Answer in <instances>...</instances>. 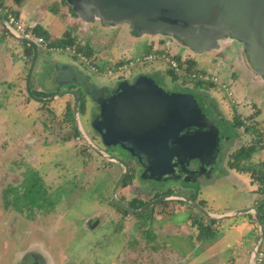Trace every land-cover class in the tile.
<instances>
[{
    "label": "rangeland",
    "instance_id": "obj_1",
    "mask_svg": "<svg viewBox=\"0 0 264 264\" xmlns=\"http://www.w3.org/2000/svg\"><path fill=\"white\" fill-rule=\"evenodd\" d=\"M0 2L4 3L0 6L3 10L15 11L27 25L39 21L47 30L50 44L66 32V37L76 38L80 49L91 52L85 42L103 51L102 59L137 57L150 46L160 47V51L183 60L190 56L195 67L188 74L195 70L218 74L219 79L231 87L233 96L228 97L218 85L184 79L179 73L180 77L174 79L168 72L169 64L162 60L131 66L128 77L109 78L92 71L91 65L69 51L39 49L30 84L33 94L58 62L61 65L74 63L88 72L94 83L104 86H116L117 80L126 77L133 80L140 74L152 73L167 90L197 96L220 127L225 143L218 164L207 166L210 175L191 182L182 178L159 181L142 177L137 170L128 185L121 184L117 188V196L125 200L121 199L123 203L135 195L146 200L154 191L161 193L171 189L192 198L205 210L219 214L243 209L264 193V187L257 189L258 184L249 170H237L226 163L236 144L233 118L238 116L237 112L246 114L244 119L250 123L253 112L261 110L258 119L264 130V82L255 78L248 68L238 40L223 49L198 53L178 46L169 35L137 34L126 23L74 22L75 18L67 14L69 10L60 0ZM0 36L3 41L4 35ZM6 37L8 56L19 60L16 50L23 45L11 34ZM6 63L4 57L0 62V264L247 263V249H253L260 234L257 221L251 230L244 225L251 214L221 219L214 225L201 210L180 199L165 200L137 214L119 210L117 207L122 206L114 198L113 188L122 173V165L103 158L94 149L89 150L84 141L79 144L78 137H64L73 125L79 128L75 111L68 121L70 124L64 120L63 107L71 97L37 101L34 97L37 95L27 90L30 69L23 67L18 72L14 68L7 69ZM214 100L220 102L226 119L217 112ZM96 111L95 100L87 97L85 107L79 111L80 123L97 147L105 151L106 146L93 126ZM255 116L250 124L240 119L244 122L243 128H247L237 132L241 138L239 145H248L254 137L250 127L256 121ZM261 138L264 142V135ZM262 148L252 153L242 166L250 167L264 160ZM106 152L112 154L111 150ZM203 221L210 223L214 232L201 228ZM236 223L239 226L236 227ZM226 243L230 247L226 248ZM228 250L233 251L234 257H227Z\"/></svg>",
    "mask_w": 264,
    "mask_h": 264
},
{
    "label": "water",
    "instance_id": "obj_2",
    "mask_svg": "<svg viewBox=\"0 0 264 264\" xmlns=\"http://www.w3.org/2000/svg\"><path fill=\"white\" fill-rule=\"evenodd\" d=\"M74 13L85 20L100 18L104 24L128 23L138 34L162 33L180 38L195 52L203 53L217 48L218 38L227 33L247 45V56L256 72L264 76V0H65ZM0 24L14 37L32 47L33 55L26 81L30 79L38 56L37 44L18 33L0 15ZM44 80L46 88L70 82H82L91 98L100 105V114L93 120L94 129L106 144H121L135 154L142 164V177L156 180L183 178L189 181V162L194 159L203 164L198 175H210L207 166L213 167L220 151V129L200 99L192 93L173 92L162 86L157 78L140 74L130 82L127 77L115 88L88 85L87 75L79 74L75 64L55 65ZM71 80H57L60 77ZM79 78L82 80H74ZM89 79V77H87ZM91 79V78H90ZM71 95L78 130L91 149L108 160L123 164V171L113 188L114 198L133 213L143 212L168 199L188 201L206 216L216 221L248 212L251 208L230 213H214L183 194L161 196L146 205L133 209L117 196V188L128 174V164L109 154L86 134L80 123V101L76 89L63 90L51 96H34L40 102ZM196 179V177L194 178ZM259 226V238L254 245L248 264H254V253L260 246L264 232V219L258 208H252ZM253 254V256H252Z\"/></svg>",
    "mask_w": 264,
    "mask_h": 264
},
{
    "label": "flooded vegetation",
    "instance_id": "obj_3",
    "mask_svg": "<svg viewBox=\"0 0 264 264\" xmlns=\"http://www.w3.org/2000/svg\"><path fill=\"white\" fill-rule=\"evenodd\" d=\"M60 1H62V3H64L65 4V8H67V10H69V11H67V14H69L70 16H72V18H75L74 19V22H77L76 20H79L80 22H83V23H85L86 24V21L87 22H92V23H96L97 21H102L100 18H95V19H93V20H85L83 17H80L78 14H76V13H74L73 12V10L68 6V4L65 2V0H60ZM66 12V11H65ZM73 22V23H74ZM122 24H124V23H122ZM127 25H129L128 23H126ZM104 25H107V24H104ZM111 25H113V24H111ZM131 27V26H130ZM138 34V33H137ZM172 39L174 40V42H175V44H177L178 46H181V47H183V48H188L189 50H191V51H193V52H195L193 49H190L189 47H187L185 44H184V42L180 39V38H178V37H172ZM171 39V40H172ZM235 40H237V39H235L232 35H230V34H227V33H225V34H223L222 36H220L219 38H218V45H217V48H224L226 45H228V44H230V43H234V41ZM238 42L240 43V48L242 49V51L245 53V59L247 60V63H248V68H250L251 69V71H252V73L255 75V78H257L258 80H262L263 82H264V76H262L261 74H259L258 72H256V70L254 69V67L251 65V63H250V61H249V58H248V56H247V45H246V43L245 42H243V41H239L238 40ZM217 48H215V49H217ZM58 63H60V65H61V62H58ZM72 64H74V63H72ZM62 66V65H61ZM76 66V65H75ZM55 67V64H54V66H53V68ZM76 68L78 69V71H79V74H85V75H87V77H89V79L86 77V80H88V85L90 84L91 86H93V85H96V86H99V87H103L104 85H99V84H96V83H94L91 79H90V75H89V73L88 72H86L85 70H82V69H80L79 67H77L76 66ZM92 71H94V72H96L95 70H93V69H91ZM52 72H53V70H52ZM51 72V73H52ZM51 73L49 74V75H47L48 77L51 75ZM96 73H98V72H96ZM98 74H100V73H98ZM130 74V73H129ZM136 78V77H135ZM72 79V77H67V76H64V77H60V79H57V80H71ZM129 79V78H128ZM74 80H82V79H79V78H75L74 77ZM118 82L120 81V80H117ZM134 81H136V80H130V82H134ZM93 84V85H92ZM41 86H42V88H43V90H44V92L43 93H49V95H54V94H57V93H59V92H61V91H63V90H67V89H76L77 91H78V96H79V101H80V99H82L83 101H85L86 100V98L87 97H92L90 94V92H92V91H89L87 88L88 87H85V86H83V84H82V82H70V83H68V84H64V85H53V86H51L50 88H46V86H45V83H44V80H42V84H41ZM110 87H112V88H115L116 86H110ZM42 92H40L41 94H43ZM46 96H48L47 94H46ZM65 96H69V97H71L72 98V96L71 95H64V96H62V97H65ZM62 97H60V98H62ZM215 101V100H214ZM214 101H212V103L213 104H215L216 105V109H217V112L219 113V115L222 117V118H225L226 119V117L224 116L225 115V113H223L222 112V109H221V105H220V102H214ZM96 102V101H95ZM96 105H97V111H96V114H95V116H94V118L97 116V115H99L100 114V105L96 102ZM65 109H66V104H65V106L63 107V110L65 111ZM260 112H261V110H258V112H257V114H254V113H256V111L255 112H253V114L254 115H257V116H255V119H256V121L257 120H259L258 119V116H259V114H260ZM236 115H238V116H234V118H233V126H234V132H236V135L233 137V142L234 143H236L234 146H233V148L231 149V151L229 152V154H228V158H226V163L227 162H229V165H231V162L233 161V154H234V152H236L240 147H242V146H255V148H256V150H259V149H263L262 148V146L264 145V142H262V138L261 137H258L257 136V134H256V132H254L253 131V129H251V133H252V136H254L252 139H251V142L248 144V145H246V144H244V143H241L240 145H239V138L240 137H238V134H237V132H238V130H240L241 128H243V125L244 124H237L236 122L237 121H235L236 120V118H239V119H244V117L246 116L247 117V115L246 114H244L243 112H241V111H239V112H237L236 113ZM252 115V114H251ZM243 117V118H242ZM251 118V117H250ZM252 118H253V116H252ZM252 118H251V120H252ZM229 120V119H228ZM250 120V119H249ZM251 120H250V123H251ZM260 121V120H259ZM255 122V120L253 121V123ZM248 124H250L249 122H247ZM252 123V124H253ZM246 126H244V128L242 129V131H245L246 130ZM219 129H220V127H219ZM98 133V132H97ZM222 132H221V129H220V143H219V148H220V151H219V153H218V156H217V158H216V160H215V165H216V163L218 162L217 160H218V157L221 155V153L223 152L222 151V149L221 148H223L222 146L224 145V143H225V140L224 141H222ZM98 136H99V139L104 143V146H106V149H105V152L106 151H109V150H111V152L110 153H112V154H115V155H113V156H115V157H118L119 159H121V160H123V161H125L127 164H128V166H129V170H128V174H127V176H126V178L130 175V174H132V179H131V181L134 179V177H135V174H136V172H137V170H138V172H139V174L141 175L142 173H143V171H144V168H143V166H142V164L140 163V161H139V159L137 158V156L135 155V154H132L129 150H127L126 148H124V147H122L121 146V144H106V142L104 141V138H103V136H101L99 133H98ZM77 137H79V136H77ZM81 137V136H80ZM82 138V137H81ZM80 138V139H81ZM228 138H231V137H228ZM241 139V138H240ZM83 141H84V139L82 138L81 139V142L79 143V144H82L83 143ZM84 144L85 145H87V146H89L85 141H84ZM262 145V146H261ZM112 146H114V147H117V149H113V148H109V147H112ZM90 147V146H89ZM122 149L120 152L118 151V149ZM89 150H91V148H88ZM104 151V150H103ZM254 153V152H253ZM103 158H106L105 156H103V155H101ZM247 159H243L242 160V163L244 162V161H246ZM120 163V162H119ZM241 163V164H242ZM245 163V162H244ZM121 165H122V168H123V164L122 163H120ZM218 164V163H217ZM263 164H264V160H262L261 162L259 161V162H256V163H253L252 165H250V168H252V169H255L256 170V173L257 174H260L261 173V171H262V169H264V166H263ZM202 166H203V164L200 162V160H198V159H194V160H191L190 162H189V168H190V170L192 171V172H190V174H189V178H190V180H189V182H191V181H195L194 180V178L196 177H200V176H202V175H198V172H199V170L202 168ZM263 166V168H261ZM230 167V166H229ZM249 168V167H248ZM215 169V168H214ZM122 171H123V169H122ZM211 171H213V170H211ZM252 175V174H251ZM261 175V174H260ZM125 178V179H126ZM124 179V180H125ZM168 179H171V178H168ZM168 179H166V180H168ZM183 179V178H182ZM184 180V179H183ZM159 181H161V180H159ZM122 184V183H121ZM120 184V185H121ZM257 189H258V187H257ZM171 190V189H170ZM262 190V189H261ZM166 191H163V192H161V193H159V192H156V191H154V192H152V193H150V198L148 199H146V200H144V201H147V203H149L150 201H152V200H154L155 198H158V197H161V196H165V195H170V194H173L174 193V191L173 190H171V192L170 193H165ZM263 194L264 193H262L261 194V197H260V200H258V197L256 198H254V200H253V203H251L250 205H248L247 207H245V208H243V209H246V208H251V209H249L248 210V212H246L247 214H251L253 217H255V215H254V212H253V210H252V208H258L260 211H262L264 208H263V202H264V196H263ZM120 199H122L121 197H120ZM135 199H142L143 200V198H141L140 196H137V195H135V196H133V198L132 199H130V200H128V201H126V202H124L127 206H129L130 208H133V207H131L130 206V204L132 203V201H134ZM123 201H125L124 199H122ZM121 200V201H122ZM165 201V200H164ZM163 202V201H162ZM146 205V204H145ZM119 210H122V211H124V213H126V211H127V213H133V212H130V211H128L127 209H125V208H120V207H117ZM151 208H155V206H152ZM263 208V209H262ZM133 209H137V208H133ZM150 209V208H149ZM240 210H242V209H240ZM238 210H231V211H227V212H225V213H230V212H237ZM140 213V212H139ZM133 214H137V213H133ZM241 214H245V213H241ZM264 214V213H263ZM237 216V215H236ZM231 218V217H230ZM97 222V221H96ZM99 223V222H98ZM98 223H96V224H98Z\"/></svg>",
    "mask_w": 264,
    "mask_h": 264
},
{
    "label": "built area",
    "instance_id": "obj_4",
    "mask_svg": "<svg viewBox=\"0 0 264 264\" xmlns=\"http://www.w3.org/2000/svg\"><path fill=\"white\" fill-rule=\"evenodd\" d=\"M0 14L5 15L4 16L6 18L5 20L18 33L22 34L26 39L34 41L37 44L38 49H42L44 51H50V50L53 51L57 49V51L65 50V51L75 53L84 62L91 65V68L93 70L109 78L119 79L125 75H127L128 77L131 66H134L136 64H147L151 61H156V60L166 61V63L169 64V66L173 68L177 73L183 74L181 67H180V62L176 59V57H174V55L167 53L166 51H160V52L151 51L143 55L137 56L135 58L128 57L124 60L112 61V63H110L108 67H106L105 69H101L97 65H94V64L92 65L91 61H89L88 56L85 55L83 52L77 50L78 47L76 45H63V46L55 48V46L50 44L49 41L44 36L36 33L35 25L25 24V22L19 16H17L14 12L7 11L6 9L3 10L2 7H0ZM189 78L195 79L199 83L208 82L210 84L218 85L227 94L228 97L233 96L231 87H229L225 81H221L216 74L211 75L209 73H205L202 70H195L189 74L188 79ZM195 80H192V81H195ZM232 101H234L233 98H232ZM244 121L247 122L246 119H244ZM78 138L81 141L82 138L80 136ZM253 257L255 259L254 264H264V232H263V237H262L260 246L258 250L256 251V253H254Z\"/></svg>",
    "mask_w": 264,
    "mask_h": 264
},
{
    "label": "trees",
    "instance_id": "obj_5",
    "mask_svg": "<svg viewBox=\"0 0 264 264\" xmlns=\"http://www.w3.org/2000/svg\"><path fill=\"white\" fill-rule=\"evenodd\" d=\"M35 31H36L37 34L45 36L46 39L48 38L47 37V31L43 30L38 25H37V27H35ZM54 43L55 44H59V45H73V44H75L78 47L77 50H82L76 44V38L74 36L64 37L63 39H60V40H58L56 42H53V44ZM176 59L180 62V67H181V70L183 72L181 77H183L184 79H188V77H189L188 72L191 71L192 69H194V67H195L194 60L192 58H189V57L187 59L183 60L182 58H180V56H176ZM168 72L172 75V77L174 79H177V78L180 77L179 74L171 67L169 68ZM149 75H153V74L150 73ZM34 94L35 95H42L41 93H38V92H34ZM84 107H85V101L80 99V110L83 109ZM73 111H74V103H73V99L70 98V100L67 101L66 109L64 111L65 115H66L64 120L67 121V123H69L68 121L70 119V116L73 115ZM254 114H257V112L254 113ZM254 114L252 115L253 117H254ZM252 116H250V117H252ZM236 123L237 124H244V122L242 120H240V119H238ZM262 126H263L262 122L255 121L250 128L253 129L254 132H256L258 137H262L264 135V130H263ZM79 134H80L79 130L77 129V127L75 125H73V129H70L68 131V133L65 134L64 137H66V139L67 138H75V137L79 136ZM85 146H87V145H85ZM262 147H264V145ZM255 151H256L255 146H242V147H240L236 152H234V154L232 156L233 157V161L231 162V165H232V167L234 166V168H236L237 170H242V171L245 170V169L249 170L251 172L252 176H253V179L258 184V189H263V187H264V169H262V171L260 173L261 175H260V174L256 173L255 169H252L250 167L249 168L248 167H243L242 164H241L243 159H249L251 154L253 152H255ZM263 166H264V164H263ZM131 179H132V174H130L122 182V184L123 185H128V183L130 182ZM170 192H171V190H168L165 193L168 194ZM146 203H147V201H144L142 199H135L134 201H132L130 206L133 207V208H140V207L144 206ZM126 213H127V211H126ZM254 219L256 220L255 217H254ZM209 220L214 223V220H212V219H209ZM200 227L206 229L207 232H214L213 229L211 228L212 226H211L210 223L206 224L203 221L200 224ZM200 236H202V235H200Z\"/></svg>",
    "mask_w": 264,
    "mask_h": 264
},
{
    "label": "crops",
    "instance_id": "obj_6",
    "mask_svg": "<svg viewBox=\"0 0 264 264\" xmlns=\"http://www.w3.org/2000/svg\"><path fill=\"white\" fill-rule=\"evenodd\" d=\"M0 6H4V3L3 2H0ZM40 10V9H39ZM15 12V11H14ZM16 13V12H15ZM20 14V13H19ZM4 19H6L4 16V14H0ZM18 15V14H17ZM20 18L22 17V16H20V15H18ZM39 22V21H38ZM38 22H34V23H31L32 25H35V27L38 25L39 27H41V24H40V22L38 23ZM38 23V24H37ZM40 24V25H39ZM43 30H46V29H44L43 27H41ZM47 31V30H46ZM7 34H10L9 33V31H7L6 30V28L5 27H3L2 26V24H0V35H4V39H3V41L1 40L0 41V62L1 61H3L4 60V57H5V59H6V62L8 63V67H7V69H16V70H18V72H20V70H22V68L23 67H26V70L29 68V63H30V61H31V56L33 55V50H32V47L31 46H29L28 44H26L25 42H23V41H21V40H19L18 38H16V37H14L15 39H17L18 41H20L21 42V44L23 45L21 48H20V50L18 49V50H16V51H19L18 52V56H19V60H16V59H14V58H11V57H9L8 56V53H7V37H6V35ZM11 36H13L12 34H11ZM0 37H2V36H0ZM64 37H66V32H64V34H63V36L62 37H60L59 39H55V40H52V45H54L55 46V48L56 47H60V46H63V45H59V44H53V42H56V41H58V40H60V39H63ZM84 44H86V45H88V47L91 49V52L89 53H87L86 51H84V50H79V51H81V52H83L85 55H87V54H90V55H87L88 56V58H89V60L91 61V64H94V65H97L96 63L97 62H99V61H104V63L103 64H100V68L101 69H103V67L104 68H106V67H108V65L110 64V63H112V61H118V60H124V59H126V58H128V57H130V58H135V57H131V56H119V57H115V58H108V59H102L101 58V56H102V54H103V51H98V50H96V48H94L93 46H90L88 43H85L84 42ZM73 45H75V44H73ZM6 46V47H5ZM57 50V49H56ZM55 50V51H56ZM59 52H67V51H65V50H58ZM95 51V52H94ZM151 51H157V52H160V47L159 48H156V47H153V46H150L149 48H148V51H146L145 53H148V52H151ZM47 52V51H46ZM38 53H39V49H38ZM72 55H75V56H77V54H75V53H72V52H70ZM144 53V54H145ZM191 58L190 56H187V58ZM37 61H38V56H37ZM37 61H36V63H37ZM46 61V60H45ZM45 61H42V63L41 64H44V62ZM6 63V64H7ZM35 63V64H36ZM53 64H54V62H53ZM101 65H103V67L101 66ZM19 66H21V67H19ZM43 66V65H42ZM98 66V65H97ZM32 75H33V73H32ZM217 76H218V74H216ZM136 77V76H135ZM30 80H32V76H31V79ZM30 84H31V81H30ZM37 90L38 91H36V92H38V93H40V92H44V90H43V88H42V86L41 85H38V87H37ZM24 90H22V92H23ZM27 91V90H26ZM25 92V91H24ZM42 92V93H43ZM44 94V93H43ZM47 95L49 96V93H47ZM37 96H40V97H42V96H46V93H45V95H37ZM56 100V99H55ZM38 101V100H37ZM26 102V101H25ZM40 102V101H39ZM65 104H67V101L65 102ZM65 104H64V106H65ZM260 197H261V195H259L258 196V200H260ZM257 198V197H256ZM263 208H264V204H263ZM261 213H262V216H264V209H263V212L261 211ZM232 217H234V216H232ZM247 218H249L247 221L245 220V227H247L249 230H251V229H253V225H255L254 223H255V221H257V220H255L254 219V217L252 216V215H249ZM256 218V217H255ZM211 219V218H210ZM263 219H264V217H263ZM212 220H214V219H212ZM216 220H214V225H216ZM239 223H236L235 225H236V227L237 226H239L238 225ZM256 225H257V228L259 229V226H258V224L256 223ZM261 241H262V239H261ZM260 241V242H261ZM214 242H216V241H214ZM218 242H220V241H218ZM212 247V246H211ZM225 247L226 248H228V247H230V244H225ZM254 247V246H253ZM250 250V251H249ZM249 250L247 249V252H248V255H246V254H243V256H248V258H247V263L249 262V258H250V256H251V251H252V249H250L249 248ZM225 251V250H224ZM229 251V253H228V256L227 257H234V253H233V251L231 252L230 250H228ZM215 255V254H214ZM242 256V257H243ZM244 258V257H243ZM243 262H244V260H243ZM246 263V262H245ZM246 263V264H247Z\"/></svg>",
    "mask_w": 264,
    "mask_h": 264
}]
</instances>
